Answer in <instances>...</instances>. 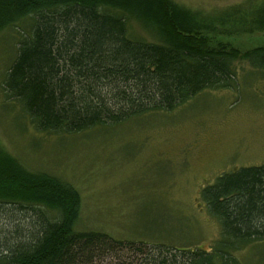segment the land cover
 Listing matches in <instances>:
<instances>
[{
	"label": "trees",
	"instance_id": "trees-1",
	"mask_svg": "<svg viewBox=\"0 0 264 264\" xmlns=\"http://www.w3.org/2000/svg\"><path fill=\"white\" fill-rule=\"evenodd\" d=\"M23 21L28 34L19 40L3 91L38 132L71 135L173 111L204 91L231 88L237 61L264 78V46L240 54L194 39L245 25L264 30V0L226 7L215 17L172 0H0V31ZM131 22L156 42L131 37ZM200 198L220 227L211 250L147 244L154 252L144 264H238L235 251L264 242V166L223 173ZM80 202L72 186L0 153V218L6 221L0 264H89L97 255L138 250L135 243L74 231Z\"/></svg>",
	"mask_w": 264,
	"mask_h": 264
},
{
	"label": "rangeland",
	"instance_id": "rangeland-1",
	"mask_svg": "<svg viewBox=\"0 0 264 264\" xmlns=\"http://www.w3.org/2000/svg\"><path fill=\"white\" fill-rule=\"evenodd\" d=\"M172 1L215 17L247 0ZM245 26L231 33L203 32L194 39L211 49L240 54L263 47L264 30ZM28 29L23 21L0 31V153L79 193L74 231L101 233L142 250L97 255L89 264H144L154 252L149 245L156 244H163L159 246L164 251L200 247L209 252L220 227L201 201V190L223 173L264 166L261 72L237 61L235 83L229 89L204 91L170 112L51 135L36 131L20 104L3 91L19 40ZM128 34L156 42L154 34L135 22L128 24ZM48 215L56 218L55 213ZM3 225L6 221L0 218ZM232 255L238 264H264V242L250 243Z\"/></svg>",
	"mask_w": 264,
	"mask_h": 264
}]
</instances>
